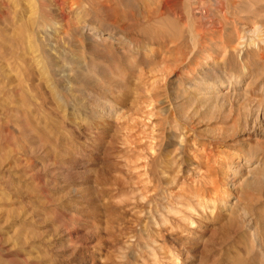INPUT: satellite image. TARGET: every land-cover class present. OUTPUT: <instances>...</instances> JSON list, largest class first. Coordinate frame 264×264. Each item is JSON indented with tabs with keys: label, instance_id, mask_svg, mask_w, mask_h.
Wrapping results in <instances>:
<instances>
[{
	"label": "rangeland",
	"instance_id": "374dc122",
	"mask_svg": "<svg viewBox=\"0 0 264 264\" xmlns=\"http://www.w3.org/2000/svg\"><path fill=\"white\" fill-rule=\"evenodd\" d=\"M3 1L0 264H264V0Z\"/></svg>",
	"mask_w": 264,
	"mask_h": 264
},
{
	"label": "bare ground",
	"instance_id": "6f19581e",
	"mask_svg": "<svg viewBox=\"0 0 264 264\" xmlns=\"http://www.w3.org/2000/svg\"><path fill=\"white\" fill-rule=\"evenodd\" d=\"M32 1V0H31ZM52 1V0H51ZM5 2V1H3ZM166 2V1H165ZM56 3V2H55ZM11 0H6L5 2V7L6 9L9 11L11 8ZM59 15V14H58ZM28 17V16H27ZM59 17V16H58ZM11 19V18H10ZM10 73V72H9ZM90 75V74H89ZM237 79V78H236ZM97 80V79H96ZM264 156V155H263ZM238 158H240L237 163L238 165L236 166L235 171L237 170V168L240 167L242 161H245V163H250L252 160H255V164L254 167L252 169V171L254 170H258L260 166H262V161H263V157L262 158H254L252 156H238ZM237 158V159H238ZM254 173V172H253ZM207 180V179H206ZM206 183V182H205ZM211 184V185H210ZM215 185L213 182L210 183L209 181H207V184L205 185H200L199 188H196L195 190H193L194 192L191 194L192 199H187V208L191 209L190 211L194 212L195 215L199 218L200 221H204L205 219L208 218V216H212L209 214H214L215 210L219 209H225L228 206V203L225 201V198L230 195L228 194L227 191H223L222 196L220 197V203H224L223 205H219L220 203L218 202V200H214L212 198H210L211 194L213 192L214 188H211L210 186ZM189 190V189H188ZM235 190H237L235 188ZM242 188L240 190L235 191L236 195H239L240 198H236L235 201H233L232 206L230 207V214L232 213V216L235 217V220L237 219V221H240L239 223L243 222L246 223L245 221V217H247V215L249 216V208H247L245 205H242L241 203V199L243 198L244 194V190L242 192ZM216 191V190H215ZM238 193V194H237ZM183 195V194H182ZM186 195V194H185ZM247 205V204H246ZM182 206V205H181ZM209 211V212H208ZM244 213L243 215L241 214ZM181 217V216H180ZM251 219V218H250ZM191 221V220H190ZM164 223V222H163ZM251 223V221H249V223L247 224V226H249ZM191 225H195V222H192ZM238 226V225H237ZM244 226V225H243ZM256 233V232H255ZM257 234V233H256ZM258 236V235H257ZM255 237V236H254ZM256 248V247H255ZM251 251V250H250ZM251 255V254H250Z\"/></svg>",
	"mask_w": 264,
	"mask_h": 264
}]
</instances>
